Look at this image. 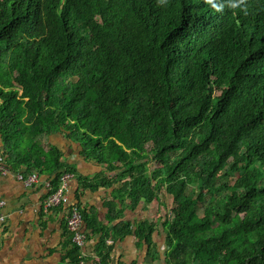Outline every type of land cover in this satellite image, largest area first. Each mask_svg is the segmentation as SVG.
Returning a JSON list of instances; mask_svg holds the SVG:
<instances>
[{
	"label": "trees",
	"instance_id": "16d2710c",
	"mask_svg": "<svg viewBox=\"0 0 264 264\" xmlns=\"http://www.w3.org/2000/svg\"><path fill=\"white\" fill-rule=\"evenodd\" d=\"M59 131L102 172L44 140ZM0 133L9 169L53 190L70 172L156 200L165 215L134 233L153 254L162 226L166 264H264V0H0ZM70 205L106 264L134 225L114 200L108 224ZM83 247L71 233L65 257Z\"/></svg>",
	"mask_w": 264,
	"mask_h": 264
},
{
	"label": "crops",
	"instance_id": "0c3cea01",
	"mask_svg": "<svg viewBox=\"0 0 264 264\" xmlns=\"http://www.w3.org/2000/svg\"><path fill=\"white\" fill-rule=\"evenodd\" d=\"M47 143L60 147L64 159L74 165L78 173L94 177L105 168L95 159L87 158L82 153L79 142L69 138L63 131L52 133L44 139ZM3 148V138L0 133V149ZM29 174L25 168L18 171L11 168L0 175V195L7 204L5 224H0V264H74L65 254L70 247L71 231L66 225L67 208L70 204L80 203L93 215L98 223L108 224L109 204L117 203L116 209H121V215L114 223L130 221L134 225L133 231L121 238L111 237L107 240L112 250L109 252L106 264H166L165 250L166 233L158 226L152 234L154 246L150 254L147 242L140 240L134 230L144 220H158L165 215L166 210L155 201L150 203L141 200L135 207L128 202L115 197L117 185L98 189L82 186L73 175L67 181L69 202L46 210L43 201L49 192L46 183L51 180L47 174H40V181L32 186H26L18 178L17 173ZM87 233L83 254V264H103L101 252L96 249L100 233L91 234V228L83 225ZM89 233V234H88Z\"/></svg>",
	"mask_w": 264,
	"mask_h": 264
},
{
	"label": "built area",
	"instance_id": "2783aa9c",
	"mask_svg": "<svg viewBox=\"0 0 264 264\" xmlns=\"http://www.w3.org/2000/svg\"><path fill=\"white\" fill-rule=\"evenodd\" d=\"M9 171V167L5 164V157L0 151V175ZM18 178L21 179L26 186H32L40 181V173L34 171L25 176L22 172L17 173ZM73 176V173L65 172L61 177V184L57 189H52L51 183H46L49 188V192L44 198L43 206L47 209L49 207L58 205L60 203L67 204L69 202V196L67 194V181ZM7 202L5 198L0 195V224H5L7 219V213L4 211V207ZM67 227L72 233V241L74 244L83 247L86 242L87 233L83 228V216L78 208V205H69L66 214ZM84 260L80 262L83 264Z\"/></svg>",
	"mask_w": 264,
	"mask_h": 264
}]
</instances>
